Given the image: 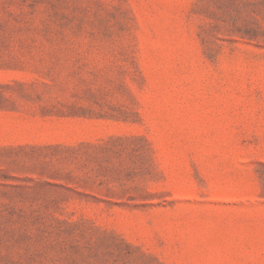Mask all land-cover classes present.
<instances>
[{
	"label": "rangeland",
	"instance_id": "374dc122",
	"mask_svg": "<svg viewBox=\"0 0 264 264\" xmlns=\"http://www.w3.org/2000/svg\"><path fill=\"white\" fill-rule=\"evenodd\" d=\"M0 264H264V0H0Z\"/></svg>",
	"mask_w": 264,
	"mask_h": 264
}]
</instances>
